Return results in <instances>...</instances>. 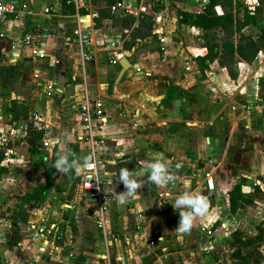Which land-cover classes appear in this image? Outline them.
<instances>
[{"label": "crops", "instance_id": "0c3cea01", "mask_svg": "<svg viewBox=\"0 0 264 264\" xmlns=\"http://www.w3.org/2000/svg\"><path fill=\"white\" fill-rule=\"evenodd\" d=\"M13 1L22 10L0 20V119L5 114L9 122L8 108L16 101L28 112L36 111L43 122L49 121L58 110L86 94L103 100L107 109L101 147L105 158L109 147L115 153L123 151L124 160L134 162L129 170L139 173L141 161H152L159 153L154 149L157 143L168 154L169 167L191 166L196 174L183 178L180 185L170 182L171 190L168 186L155 191L147 176L141 175L138 179L145 182L144 187L121 205L117 194L125 188L109 192L116 181L112 178L115 171L108 170L112 182L102 230L92 224L90 203L80 196L74 205L66 202L63 207H50L52 212L43 211L40 222L30 218L14 222L13 218L4 226L9 235L2 255L6 264H202L211 248L210 237L200 227L217 220L220 205L227 207V191L240 177L245 180L242 192H250L261 182L257 179H264V97L257 96L264 93L263 85L258 84L264 78V50L251 63L238 62L234 79L213 61L205 71L207 79L191 80L188 76L197 72L192 57L203 54L204 48L201 31L180 22V13L200 12L204 4L200 0H120L98 27L93 26L95 10L88 0H71L74 11L67 14L61 12L62 0ZM239 1L245 5L244 0ZM257 2L259 10L251 11L255 24L242 29L253 37L264 29V0ZM153 4L162 8L152 12ZM214 9L222 14L219 5ZM238 10L241 16L242 9ZM125 12L134 17L153 15L154 36L136 41L130 51L120 50L122 34L126 38L130 31L121 25ZM74 28L88 34L82 63L71 37ZM35 50L43 56H36ZM121 57L130 66L115 83ZM134 66L145 70L142 80H131ZM109 77L114 87L110 94L106 89ZM122 81L133 83L129 100L116 95L115 86ZM49 82L55 84L56 92L47 96L44 86ZM166 94L170 103H162ZM52 96H56L53 102ZM174 99H178L177 106ZM20 122L12 124L19 126ZM190 132L196 135L195 159L202 163L200 168L186 154ZM39 150L45 151L43 160L49 157L51 150L37 148L34 152L39 155ZM206 174L212 181L210 190L205 185ZM190 190L209 198L207 214L194 221L190 233H172L179 221L174 201ZM7 210L0 203V221Z\"/></svg>", "mask_w": 264, "mask_h": 264}, {"label": "rangeland", "instance_id": "374dc122", "mask_svg": "<svg viewBox=\"0 0 264 264\" xmlns=\"http://www.w3.org/2000/svg\"><path fill=\"white\" fill-rule=\"evenodd\" d=\"M195 56L196 55L193 57ZM136 67L138 66H134L133 68ZM205 71H209L208 67L202 71L197 67V72L191 73L188 77L191 80L207 79ZM143 74H146L145 70L140 67L139 71H136L130 78L132 81L142 80L145 76ZM79 81L80 84L83 83L82 80ZM132 84V82L127 83L124 81L117 85L115 84V90L117 92L116 95H119L122 99L127 98L129 100L132 97ZM106 85L108 86V88H106L108 91L107 93H112L111 90L114 88L112 77L107 79ZM50 99H52L53 102L56 100V96H52ZM168 99H170V97L167 95V100ZM75 102L76 101H73L70 105L64 106L61 110H58L57 114L49 118V121H44L45 123L42 121L43 124L47 125L45 139L48 142V148L51 150L49 157L46 155L45 160H43L45 151H37L39 155H37L34 151L30 153L27 150L25 141H21L22 132L24 131L23 129H25V123H32L31 115L37 114L36 111L28 112L26 121L20 122L22 124L21 130L17 124L8 122L4 113L0 119V144H9V146H6L3 149V157H5V150L7 148H9L12 152L9 155V160L6 161L4 165L6 167V172L0 174V203L5 204L8 208L6 213H2L1 218L3 221H0V258L2 264H6L2 257L4 253V244L9 242V235L4 227L7 223L6 221H13V218H16L14 222H17L21 218L24 220H28L30 218L29 220H36L40 222L43 211L50 210V212H52L53 209H50V207L53 205H56L58 208L59 206L63 207V203L66 202L70 205H74L76 201H80L74 174L68 178V174L64 175L56 171L52 176L46 178L47 159H49L53 154L62 155L70 151L71 145L69 143L73 142V136L76 133L75 121H77V114L76 111L71 108ZM108 106L113 108L111 103H108ZM183 115L185 116L183 119H187L186 115ZM162 121L164 120L162 119ZM170 124L172 125L174 123L171 122ZM204 134L206 135L207 132L204 131ZM195 136L194 132L189 133V149H187L186 154L189 157V160L195 163V166L200 168L202 163L200 161H196L195 159ZM155 145L156 147L154 149L158 150L160 154H163L164 158H167L168 154L163 151L157 143ZM107 150L106 158L108 160H115L117 165L130 162H122L125 158L123 151L115 153L112 152V149L110 150V147ZM202 155L203 157L205 156L204 152H202ZM105 167L109 171H115V165L108 163ZM191 170H194L191 169V166H182L180 164L170 166V173L175 176L174 182L178 185L182 183V179L185 177L195 178L194 174H196V172H191ZM207 177L208 176L206 174L205 180ZM112 178L114 179V175ZM257 180H261V182L258 183V186L263 188L264 183L262 181H264V179L259 178ZM168 186V190H171L172 184L169 183L166 187ZM166 187L162 188L165 189ZM123 189L124 186H120V183L117 180L116 183L113 181V184L110 185L109 192L121 191ZM152 189L153 191L160 190L161 187H157L152 184ZM83 204L84 206L86 205L85 202ZM87 207L93 210V208H91L92 205L90 206L89 204ZM220 208L221 211L218 209L219 216L217 220L214 223H211V225L214 224V227L212 228V235L209 238V247L211 248V251L204 254L205 258L202 264H264V242L259 245L253 243L246 247H242L240 249L239 256L232 255L234 250V246L232 245V232L235 230L240 231L243 237L253 236L255 234V226L264 218V198L257 197L252 205L239 209L235 213H230L227 207L222 206V204L220 205ZM57 224L60 228H62L63 225L60 224L59 221ZM68 224L72 225L71 221ZM92 224L94 225L93 221ZM211 225L209 226L210 228ZM242 257H247L249 261L247 263H242ZM255 258L260 260L257 263H254Z\"/></svg>", "mask_w": 264, "mask_h": 264}, {"label": "trees", "instance_id": "16d2710c", "mask_svg": "<svg viewBox=\"0 0 264 264\" xmlns=\"http://www.w3.org/2000/svg\"><path fill=\"white\" fill-rule=\"evenodd\" d=\"M94 7L95 15L92 19L93 26L98 27L103 19L109 18L111 15V7L115 6L120 0H88ZM219 5L222 9V14L218 15L215 12L214 7ZM258 6V5H257ZM254 6L249 8L242 4L239 0H206L202 5V9L198 13H180V22L189 26H195L201 31V46L204 48V53L192 57L199 70H204L208 67V63L213 61L219 67H223L230 79H234L236 76V64L240 61L245 63H251L256 57L259 51L264 50V29H259V34L253 37L251 34H244L242 29L248 24H255L256 17L254 13H257L259 8ZM239 7L242 9V15L238 16ZM162 8L161 5H151V11L157 12ZM73 6L71 0H62L61 12L62 14L73 13ZM234 11V12H232ZM253 11V12H251ZM83 12L82 10L79 13ZM121 25L124 28L130 29L126 38L122 34L123 41L121 43L120 50L130 51L136 41L142 40L145 37H153L152 23L153 15L139 13L136 17L132 14L125 12L121 17ZM134 24V25H133ZM258 84H262L264 87V78L258 79ZM170 97V95H168ZM258 97H264V93L258 94ZM166 99L162 100V103H169ZM11 118L9 122H14L18 119L26 121L28 111L25 105L19 104L16 101H11L9 106ZM24 135L22 140L25 141L27 150L32 153L35 151V144L41 141L45 137V133L38 130L32 123H25ZM71 145L69 153L73 155L69 157L77 158L79 155V148L74 143ZM0 161L3 158V149L9 144H0ZM59 154H53L47 159L46 178L52 176L57 170L53 167V164ZM126 161H130L126 163ZM126 164L117 165L115 162L114 179L119 181V173L122 168L131 169L133 165L132 160H122ZM6 172V167L0 165V174ZM74 174V170L68 173V178ZM65 175V174H64ZM244 178L240 177L230 189L227 191V209L230 213H235L239 209H243L249 205H252L257 197L264 198V188L261 189L258 185H253L250 192H242L241 186L244 183ZM214 224L211 225V229ZM256 232L253 236L243 237L240 231L232 232V245L234 250L232 255L239 256L240 249L250 244L259 245L264 242V218L255 226ZM260 260V259H259ZM258 258L254 259V263H257ZM248 258H243L241 262L247 263ZM0 264H2L0 258Z\"/></svg>", "mask_w": 264, "mask_h": 264}, {"label": "built area", "instance_id": "2783aa9c", "mask_svg": "<svg viewBox=\"0 0 264 264\" xmlns=\"http://www.w3.org/2000/svg\"><path fill=\"white\" fill-rule=\"evenodd\" d=\"M200 3H205V0H200ZM244 3L249 8L258 5L257 0H244ZM119 5L120 2L115 6H112L111 12H113ZM21 10L22 6L13 0L0 1V20L7 15L18 13ZM43 11L47 12L48 8H44ZM71 37H73L76 51L79 54L82 63L84 57H86L85 47L88 42V34L82 32L79 28H74L71 32ZM24 43L28 44L27 38H25ZM34 52L38 57L43 56L41 52L37 53V50ZM109 62L112 63V60ZM135 71H139V68L136 67ZM44 91L47 96L54 94L56 92L55 84L52 82L45 84ZM71 108L75 110L77 114V122L75 123L76 133L73 136V142H71L76 144L79 148L77 159L83 163L86 157L91 156V162L94 165L93 168L85 170L80 175H77L74 171L75 184L79 196L93 206L92 220L96 228L102 230L109 200L108 185L112 182V179L108 177L109 171L105 167L106 164H111L112 162L107 160L101 152L103 140L105 139L102 130L107 126L108 119L107 109L103 100L89 97L86 94H83ZM31 121L38 130L45 133L46 125L42 123L41 116L38 113L31 115ZM19 128L20 130L22 129V124L19 125ZM35 148H43L44 150L50 151L45 137L35 144ZM11 153L12 152L9 148L5 150V157L0 161L1 166H4L5 162L9 160V155ZM205 185L209 190L212 189V181L210 177H207L205 180ZM200 232L206 237H211L213 230H211L210 227L201 226Z\"/></svg>", "mask_w": 264, "mask_h": 264}, {"label": "clouds", "instance_id": "9594fccd", "mask_svg": "<svg viewBox=\"0 0 264 264\" xmlns=\"http://www.w3.org/2000/svg\"><path fill=\"white\" fill-rule=\"evenodd\" d=\"M72 155V153L66 152L57 157L53 167L58 173L68 174L74 170L77 175H80L85 170L94 167L91 156L86 157L81 163L77 158L70 160L69 157ZM141 164L142 171L139 173L126 168L120 170L119 183L123 184L125 191L117 194L119 204H125L129 198L138 193L139 189L144 187L145 182L138 179L141 175L147 176V183L161 188L175 181V176L170 173V167L163 154L158 153L152 161H141ZM172 207L179 213L178 225L172 233L187 234L190 233L194 221L198 217L203 218L207 214L209 198L203 193L190 190L179 195Z\"/></svg>", "mask_w": 264, "mask_h": 264}, {"label": "water", "instance_id": "95a60500", "mask_svg": "<svg viewBox=\"0 0 264 264\" xmlns=\"http://www.w3.org/2000/svg\"><path fill=\"white\" fill-rule=\"evenodd\" d=\"M118 65H119V71H118V74L116 76V79H115V83L118 82V80L120 79V77L122 76V74L124 73V71L130 66V64L127 62L126 58L125 57H121L119 60H118ZM173 105L174 106H177L178 105V99H174L173 101ZM208 150H207V154H208Z\"/></svg>", "mask_w": 264, "mask_h": 264}]
</instances>
